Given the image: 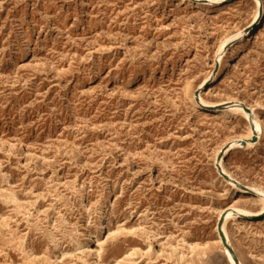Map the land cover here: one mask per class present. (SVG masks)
<instances>
[{
  "label": "rangeland",
  "instance_id": "374dc122",
  "mask_svg": "<svg viewBox=\"0 0 264 264\" xmlns=\"http://www.w3.org/2000/svg\"><path fill=\"white\" fill-rule=\"evenodd\" d=\"M196 4L0 0V264H231L216 211L262 207L220 170L264 190V24L230 59L257 1ZM226 231L264 264V219Z\"/></svg>",
  "mask_w": 264,
  "mask_h": 264
},
{
  "label": "bare ground",
  "instance_id": "6f19581e",
  "mask_svg": "<svg viewBox=\"0 0 264 264\" xmlns=\"http://www.w3.org/2000/svg\"><path fill=\"white\" fill-rule=\"evenodd\" d=\"M187 1H190V3L191 2L197 3L196 5H198L200 7H204V6H207V7H209V6H221L223 4L232 2V0H213V1L187 0ZM256 1H257V5H258V10L256 12V18H255L254 22L251 23L249 28H247L245 31H243L239 35L231 38V40H229L221 48V50H225V51L229 50L230 48H232L234 50L229 55L230 59H235L237 57V49H239L241 46H244L247 43H249L250 40L255 36L256 31L260 27H262L263 24H264V4L260 0H256ZM222 53H224V52H222ZM216 79H217V75H215L212 78H210L202 86V88L200 89L199 92H205L208 88L212 87L216 83ZM193 105L196 108V110H198L200 112H204V113L208 112V113L213 114V115L243 114V115H245L246 117H249V118H250V116H249V113H247V111L249 112V111L254 110L252 108H248V106L246 108H244L243 104H238V105L236 104L237 106H235L234 108L229 107V106L226 107V105H228V104H224V105L211 104V103L206 102L203 99L202 96H200V97L196 96ZM252 115H254V114H252ZM254 119H255V116H254ZM247 120H248V118H247ZM260 132H261V125L255 119V121L251 122V124H250L249 137L247 136V138L244 139L247 142V146L248 147H251L253 145L251 143V141L253 140V137L255 138V136H257V135L259 136ZM236 144L237 143L234 144L235 147H236ZM223 153H224V151H221V150H219L217 152L218 155L223 154ZM220 171H222V172H220L222 176H226L225 179H227L228 184H230L231 186L235 187L238 190V193L241 196H251L262 207L258 211H248V210L239 209L236 206V203H233V204L228 205L227 207H225V208H223L221 210H217L216 211V213L219 215L218 223H217V226L215 228V232L217 233L218 243H220L222 245V247H223V249H224V251L226 253V256L229 258L231 264H236V262L233 259V256H232L230 250L225 246V243H227V245L231 249H233V247L231 245V242L229 240V236H228L227 231H226V224L231 219H237L238 222L240 221L241 224H243V225L244 224H250L252 222L264 219V190H260V189H257V188L245 187V186L241 185L240 183H238L237 181H235L231 177V175H229L224 169H222ZM107 241H108V239L105 237L103 241L99 240L97 242V246L99 247L98 255L102 254V246ZM94 251L95 250H90V248H87L84 252L90 254V253H93ZM94 254H96V253H94ZM239 263L242 264L240 260H239Z\"/></svg>",
  "mask_w": 264,
  "mask_h": 264
},
{
  "label": "water",
  "instance_id": "95a60500",
  "mask_svg": "<svg viewBox=\"0 0 264 264\" xmlns=\"http://www.w3.org/2000/svg\"><path fill=\"white\" fill-rule=\"evenodd\" d=\"M225 246L230 250L232 256H233V259L235 260L236 264H240L239 263V258L237 257V254L235 253V251L233 249H231L227 243H225Z\"/></svg>",
  "mask_w": 264,
  "mask_h": 264
}]
</instances>
